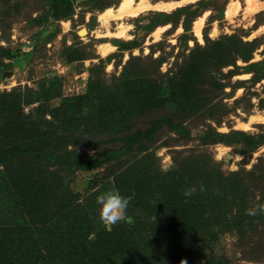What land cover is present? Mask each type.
Here are the masks:
<instances>
[{
    "label": "rangeland",
    "instance_id": "obj_1",
    "mask_svg": "<svg viewBox=\"0 0 264 264\" xmlns=\"http://www.w3.org/2000/svg\"><path fill=\"white\" fill-rule=\"evenodd\" d=\"M231 1L195 0L171 11L145 10L124 19L127 38L106 34L116 30L119 20H111L109 27L99 21V13L120 0H72V5L66 0H0V146L25 143L46 152L100 157L98 165L65 170L55 159L11 156L7 166L0 164V181L50 206H82L92 217V239L108 231L96 202L106 190L128 196L143 188L130 205L140 203L144 209L156 203L164 191L160 183L169 177L185 185L182 196L195 187L187 197L199 202L210 192L207 200L214 201L216 193L226 191L220 209L236 225L216 231L213 240L192 241L178 253L156 246L144 259L155 264H264V213L255 215L262 225L247 214L248 205L255 206L264 191L239 188L249 182V171L264 166V65H249L264 61V8L248 13L246 0H240L243 9L230 19L225 11ZM57 6L66 10L57 12ZM205 12L200 40L194 21ZM163 24L168 26L156 38L153 32ZM101 43H110L111 50L101 53ZM96 88L115 95L113 110L91 106L87 94ZM182 97L190 104L181 105ZM249 121L245 129L239 123ZM232 129L246 135L218 134ZM135 134L140 137L134 150L119 152L126 146L123 137ZM130 205L131 222L120 221L113 231L156 220L158 213L134 211ZM15 206L0 191V225L20 219ZM239 219L251 220L241 232Z\"/></svg>",
    "mask_w": 264,
    "mask_h": 264
},
{
    "label": "trees",
    "instance_id": "obj_2",
    "mask_svg": "<svg viewBox=\"0 0 264 264\" xmlns=\"http://www.w3.org/2000/svg\"><path fill=\"white\" fill-rule=\"evenodd\" d=\"M66 1L69 5H72V0ZM57 7V12L60 9L66 10V7ZM243 57L245 60L251 58L250 55ZM249 65L250 67L263 66L264 61L251 62ZM201 66L204 67V64ZM249 71H251V68ZM102 90L104 89L90 90L87 94L90 98L89 103L95 108L107 107V110H113L115 102L111 103L110 99L113 101L115 95L108 90L106 93ZM180 104L186 106L190 102L186 97H182ZM218 134L233 136L235 134L246 135V132L232 129L229 133L218 132ZM262 135L263 133L258 134V136ZM134 136L123 137L122 140L126 141V146L118 151L122 153L130 149L133 151L139 141L140 134ZM227 141L231 142V140ZM251 150L252 148L247 151ZM69 152L72 153V150H69ZM16 155H28L31 159L35 157L37 162L55 159L54 161L58 162L55 164L62 166L65 170L89 168L98 165L100 161L98 156L83 157L62 152H46L25 143L11 144L7 147L5 145L0 146V164L7 166L9 158ZM249 173L251 176L249 182L239 188L243 187L245 193H252L254 190L264 191V166L256 167ZM168 180L170 182L163 181L160 183L164 186V191L160 190L158 192L156 203L153 206L144 209L140 203L130 205L134 211L142 208L146 212L158 213L155 215L157 217L155 221H150L148 225L139 223L136 226L133 223L129 230L120 228L121 230L104 231L103 234L99 231L94 239L89 237V234L93 232L92 217H90V212L88 213L82 206L77 205L73 209H68V207L60 205L59 202L58 205L53 203L50 206L51 202H44L36 198L31 192L26 193L23 190L22 192L19 187L14 189L6 181L1 180L0 187L3 190L0 191L2 195L6 193L7 200L9 203H13V207L16 204L15 207L21 217L17 222L9 221L3 223V226L0 225V264H155L154 261L153 263L151 261L147 263L148 260L146 262L145 259L147 258L144 259V257L148 255V251L154 253L153 249L156 246L160 251L162 248L165 250L166 247L167 250L178 253L184 248H181L182 246L190 244L192 241L213 240L216 231L231 229L236 225L234 222H230L227 216L224 217L220 209L221 204L227 199L226 191L221 195L216 193L214 201L207 200L213 194L210 192L207 194L208 197L202 198L205 200L204 202H199V200L182 196L181 187H184V184L180 186V183L174 177H169ZM123 189L126 188L123 187ZM142 189L136 188L134 191L137 194ZM243 194L240 193L239 195ZM242 197L247 198L244 195ZM143 201L148 200L143 199ZM206 201L211 203L208 204L207 208L204 207ZM242 201L243 199H239V202L242 203ZM156 205L164 208L162 207V210H159ZM255 205H264V196ZM248 206L251 208L250 204ZM254 218L259 221L257 225H262V221L258 216ZM249 221L251 220L239 219L236 221L239 227H241L240 224L242 225L240 232L246 229L245 226L249 225ZM47 223L50 225L46 226ZM136 227H138V230ZM122 230L124 231L122 232L123 235H120ZM256 236L258 237V234Z\"/></svg>",
    "mask_w": 264,
    "mask_h": 264
},
{
    "label": "bare ground",
    "instance_id": "obj_3",
    "mask_svg": "<svg viewBox=\"0 0 264 264\" xmlns=\"http://www.w3.org/2000/svg\"><path fill=\"white\" fill-rule=\"evenodd\" d=\"M191 1L193 2L195 0H158L155 2H152V0H120L117 6H109L105 8L103 11H101L99 13V21L101 22L103 26L109 27V24H111L110 23L111 20H119L116 30L114 29L115 31H111L109 29L106 34L107 35L113 34L117 37H127L128 38L130 34H129V25H127V23H125L124 21L126 17H136L140 15L143 11L152 9V8L159 9V10H165V11H171L174 8H177L178 6L183 5L184 3H187V2H191ZM246 3H247L246 10L248 13H253V12H256L264 8V1L260 3L258 0H246ZM241 8H242V3L240 0H232L227 5L226 11H225L226 17L233 19L238 14ZM207 13L208 12H205L202 16L198 17L194 21V31L200 40L203 39L202 28H203ZM67 22H69V20ZM167 26L168 24L166 25L163 24L161 26H158V28L154 32L152 31L154 33V36L157 38L160 35V33L165 28H167ZM130 27H131V24H130ZM84 33L85 31L83 32V34ZM111 48H112V45L110 43L99 44V50L103 54L108 53L111 50ZM7 73L12 74L11 71ZM239 123L244 129L250 126V121L249 122H239Z\"/></svg>",
    "mask_w": 264,
    "mask_h": 264
},
{
    "label": "clouds",
    "instance_id": "obj_4",
    "mask_svg": "<svg viewBox=\"0 0 264 264\" xmlns=\"http://www.w3.org/2000/svg\"><path fill=\"white\" fill-rule=\"evenodd\" d=\"M164 170L168 171V168H165ZM201 191H203V186H201ZM195 192L196 188L191 187L185 189L183 195L191 196L195 194ZM135 195L136 193L133 190L131 195L123 196L118 190L113 188L106 190L101 195L97 196L96 202L99 205V217L108 231H111L112 226L120 221L131 222L127 217V209ZM258 212L264 213V205H255L247 210V214L252 216L257 215Z\"/></svg>",
    "mask_w": 264,
    "mask_h": 264
},
{
    "label": "water",
    "instance_id": "obj_5",
    "mask_svg": "<svg viewBox=\"0 0 264 264\" xmlns=\"http://www.w3.org/2000/svg\"><path fill=\"white\" fill-rule=\"evenodd\" d=\"M8 72H10V71H8ZM8 74V73H7Z\"/></svg>",
    "mask_w": 264,
    "mask_h": 264
}]
</instances>
